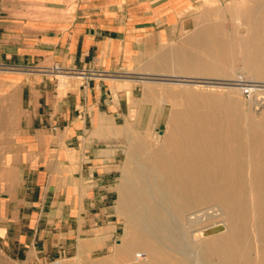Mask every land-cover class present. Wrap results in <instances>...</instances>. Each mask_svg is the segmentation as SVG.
<instances>
[{
	"label": "crops",
	"instance_id": "crops-1",
	"mask_svg": "<svg viewBox=\"0 0 264 264\" xmlns=\"http://www.w3.org/2000/svg\"><path fill=\"white\" fill-rule=\"evenodd\" d=\"M195 6L0 0V95L15 120L0 197L6 258L89 264L115 245L123 155L164 115L155 81L145 77L195 52L196 34L182 31L211 20ZM55 65L73 72L56 73Z\"/></svg>",
	"mask_w": 264,
	"mask_h": 264
},
{
	"label": "bare ground",
	"instance_id": "bare-ground-1",
	"mask_svg": "<svg viewBox=\"0 0 264 264\" xmlns=\"http://www.w3.org/2000/svg\"><path fill=\"white\" fill-rule=\"evenodd\" d=\"M254 6L244 16L248 32L237 36L236 47L215 31L198 38H208L211 60L204 61L199 53L191 56L198 74H217L222 70L218 63L239 61L253 78H264V0H254ZM248 37L255 40L248 42ZM174 80L239 88L232 78ZM194 100L197 105L174 111L164 141L147 150L133 171L135 183L128 179L130 188L119 198V210L129 213L124 246L116 254L140 246L148 250L149 264H192L196 259L203 264H264V130L256 127L254 114L231 98L205 94ZM257 106L264 116V104ZM195 230L199 241L192 237Z\"/></svg>",
	"mask_w": 264,
	"mask_h": 264
},
{
	"label": "rangeland",
	"instance_id": "rangeland-1",
	"mask_svg": "<svg viewBox=\"0 0 264 264\" xmlns=\"http://www.w3.org/2000/svg\"><path fill=\"white\" fill-rule=\"evenodd\" d=\"M194 2L196 6L192 8L193 11H195L199 16L202 13H206L208 10L207 13L211 15L208 19L211 20L205 21L202 19L201 21H198L196 23L197 25L195 28H192L189 31L187 30L182 31L184 35H188L189 33L196 34L195 52H192L193 47H191V53H188V51L187 53H184V51H182L181 53L182 59L184 58L183 62H181V65L183 66L180 67L174 66V63L169 61L172 58L170 59L168 58L169 60L168 63H166V69L161 75H148L147 77H145L147 81L144 83L152 84L154 83L153 81H155V85L153 86V88L158 90L159 103L160 105H162L164 109L163 110L164 115L162 119H159L158 122L156 121L154 126L149 129L148 133L138 134L134 136V141L130 143L125 150L121 163V171L120 174L118 175V181H117L119 192H118L116 205L118 210H119L120 196L124 193L125 188L126 189L130 188L129 183L131 182H128V179L132 178L135 183V176L133 174V171L137 168V165L139 164L140 161L146 159L147 150L155 149L161 145L160 143L164 141V139L166 138L165 136H167L168 134L169 127L171 126L172 114L174 113V111L182 110L183 108L197 105V103L194 100L196 99V97H200L205 94H214L215 96H218L221 99L231 98V102H235L234 104H236L240 109L254 114L256 116V127L258 126L257 128L264 130V118H263L264 116L260 113V109H258L257 106L258 100L256 99V93H254V95H252L251 97H248L245 93H243V91L240 88H235L231 90L226 87L211 88L202 85L185 84L186 83L185 81L184 83H178L179 81L174 80V79H191L195 77L197 78L210 77L212 79L232 78L233 79L232 81H235L242 75L245 79L248 80H253V81L258 80L264 82V78L262 79L253 78L252 73L249 72L248 69L245 68L243 64L239 61H237L232 65H220L218 63V66L221 67L222 70L220 73L218 72L217 74H211L207 70L201 72V74H198L195 68L196 65L193 62V57L197 55V53H199L202 56V59L204 61L206 60L209 63L211 62L209 58L208 49L206 47L208 38H206V40L205 39L199 40L198 38H200L201 35H206V34L210 35L217 32L219 35H222L221 37H223L225 41H228V44H230V46L236 47L238 45L239 41L237 39V36L246 35L248 32L247 31L248 23L244 19V16L248 12H250L253 8H255L254 0H194ZM207 26L211 27L209 29L210 31L205 30ZM183 39L184 37L182 36L181 42H183ZM247 40L248 42H250L252 40H255V38L248 37ZM202 43L205 46V47L203 46V48L201 46ZM171 48H172L171 46L168 45L166 46V50L172 57L173 53L171 52L172 51ZM208 64H204V65L208 66ZM189 66L191 67V69ZM182 69H184L185 71ZM219 92H221V94ZM260 92L263 93V90H260ZM198 106L203 107V103H199ZM14 124H15V120L13 117L12 104L9 103L7 100H5L2 97V95H0V127H1L0 130H3L0 132V137H1L0 191L4 183V178L8 172L9 151L11 149L12 142L15 136L14 133L12 132L14 129ZM2 127H4V129ZM263 145H264V140H263ZM135 150L137 152L133 153V151ZM134 154L138 155V158H136ZM262 161L264 162V155L262 156ZM246 171L250 173L249 168ZM0 197H1V192H0ZM128 214L129 213L124 211H120L118 214L120 223H119L117 240L115 245L111 247L109 250L103 251L101 252L100 255L94 257L89 264H135V263L139 264V262L141 261H142L141 263L143 264H149V261H146L145 259L146 257H148L149 252L148 250L140 246L135 247L134 250L129 254L126 253L127 255L126 254L119 256L117 255L118 254L117 252L124 246V226ZM196 233H197L196 230L193 231L192 237L196 241H199L202 237L199 235V233L197 234ZM140 253L142 254L143 259L138 256V254ZM200 261L199 259H196L195 262H193L192 264H200ZM0 264H16V263L6 258V256H4L0 251ZM201 264H203V261L201 262Z\"/></svg>",
	"mask_w": 264,
	"mask_h": 264
},
{
	"label": "built area",
	"instance_id": "built-area-1",
	"mask_svg": "<svg viewBox=\"0 0 264 264\" xmlns=\"http://www.w3.org/2000/svg\"><path fill=\"white\" fill-rule=\"evenodd\" d=\"M54 69L56 73H68L73 71H68L60 67L59 65H55ZM88 75H96L95 71L90 72ZM238 83L239 88L245 93L248 97H251L256 93V99L258 100L261 105L264 104V82L261 81H253L245 79L243 76H240L238 79L235 80ZM260 90H263V93H258ZM260 96V97H259ZM139 257H142V254H138ZM49 264H60V261L55 259L51 261Z\"/></svg>",
	"mask_w": 264,
	"mask_h": 264
}]
</instances>
